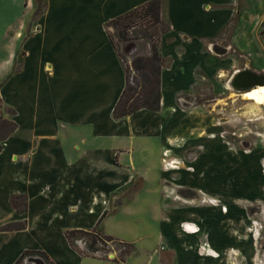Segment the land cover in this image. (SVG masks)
Wrapping results in <instances>:
<instances>
[{
  "label": "crops",
  "instance_id": "obj_1",
  "mask_svg": "<svg viewBox=\"0 0 264 264\" xmlns=\"http://www.w3.org/2000/svg\"><path fill=\"white\" fill-rule=\"evenodd\" d=\"M148 1L45 0L43 14L26 38H22L24 22L9 34L8 54L0 62V78L5 77L0 100L5 112L14 111L5 119L13 121L16 129L1 143L0 264H15L24 252L45 255H29L41 260L27 264H84L86 258L115 262L82 256L65 233L90 231L104 215L100 229L105 234L106 219L117 211L116 204L125 195L134 200L148 184L158 179L159 186L160 181L164 185L170 180L172 175L163 162H173L183 151L171 146L172 140L197 132L196 143L203 151L193 172L181 170L177 185L179 191L195 196L175 193L178 201L168 195L176 214L187 217L172 223L163 242L172 247V234L178 229L185 237L205 230L214 250L238 248L252 259L249 240H236L235 235H247L250 220L264 218L262 152L230 150L206 137L213 130L205 117L192 122L174 114L173 108L179 92L192 90L196 72L210 77L213 62L228 63L214 54H225L226 46L234 53L248 45L247 51L253 49L257 28L251 16L262 8L251 5V0H177L179 20H193L200 30L181 32L185 41L177 40L170 54L164 51L162 38L173 28L165 15L166 4L172 0H161V20L168 29L159 44L165 62L160 110H139L114 119L112 112L125 88L126 75L107 25ZM26 9L31 13V0ZM199 18L207 19V24L198 26ZM198 57L201 65L193 64ZM187 121L191 124L188 133H181ZM14 196L25 197V212L12 208ZM253 203L259 212L252 215ZM22 223V230L2 231L7 225ZM186 225L195 226L196 232H188ZM182 241L178 234L173 242L181 246L174 249L184 260Z\"/></svg>",
  "mask_w": 264,
  "mask_h": 264
},
{
  "label": "rangeland",
  "instance_id": "obj_2",
  "mask_svg": "<svg viewBox=\"0 0 264 264\" xmlns=\"http://www.w3.org/2000/svg\"><path fill=\"white\" fill-rule=\"evenodd\" d=\"M28 1L0 0V62L8 54L9 34L15 33L21 22H24L23 39L29 35L32 29L35 21H31L33 9L29 14L26 9ZM31 2L33 4V0ZM237 2L240 3L241 0H235V3ZM262 3H264V0H251V5L258 6V8L261 6L260 9L262 8V11L259 10L256 14L252 13L251 16L255 28H257V35L252 38L253 49L247 51L248 45L246 48L239 51L236 50V53H234L235 51L231 47L226 46L224 47L226 49L225 54H214L217 59H224L226 62L228 60V63L223 66L218 60H216L217 63L213 62L215 66L210 77L200 73V71L196 72V82L193 84L192 90L179 92L176 97L177 106L173 108V113L192 122L195 117H205L208 123L211 122L209 125L210 132L213 130V133L206 134V137L220 141L221 144L230 150L242 154L260 150L262 152V158L260 159L261 175L264 177V105H257L253 101L244 99V92L235 91L230 86L234 70L236 69L264 73V53L260 54V51L264 50V6ZM178 5L180 3L177 0H172L169 4H166L165 9L166 18L173 24V28H170L168 33L163 35L162 45L164 51L170 54L177 40L185 41L180 36L181 32L194 34L200 30V28L194 26L193 20L184 21V18H182V21L179 20L175 11L179 8ZM252 12H254L253 9ZM206 20L199 18L197 25L203 26L207 24ZM134 24L136 25L129 33V39H132L129 42H123L118 38L119 28L111 24L108 28L117 46L118 53L126 61L124 64L128 66L127 76L130 85L133 88H139L142 84L141 76L131 70L129 66L137 56L149 54L150 43L142 38L147 33L144 21L139 19ZM201 60L198 57L193 59L192 63L201 65ZM14 67L15 65H13ZM4 78H0V85L3 83ZM1 104L2 115L7 118L8 114L4 111L2 102ZM190 125L187 121L186 128L185 130L182 129L181 133H188ZM199 135V132H197L196 134L192 133L175 140L173 139L171 146L177 149L181 148L183 151L172 162L173 169L164 167L172 175L170 180L164 182V185L160 181L161 184L159 183V186H157V179L156 182L148 184L146 189L134 200L128 199L125 195V198L121 200V204H116L118 205L117 211L106 219L103 226L105 234L126 244H131L132 249H134L131 254H124V262L99 261L86 258L83 260L84 264H264V218L262 220L258 219L256 215V217L254 216L255 218L250 220L249 227H247V235H239V232H236L235 235L236 240H249L248 242L251 243L252 248L250 252L252 259L247 258L243 252L238 251V248L236 251H233V248L230 250H214L211 246L208 232L205 230H200L197 233L195 231L194 235L188 237L181 233L182 229H178L180 232L176 230L177 234H172L173 241L178 234L183 239L182 245L183 248H186L184 260L179 257L180 252L174 249L175 246L177 248L181 247L179 243L172 241L173 245L170 247L169 243L165 244L163 242V240H167L165 238L169 235L172 223L174 224L178 219L187 217L185 215L180 217L176 214V211L171 206L174 202L171 198H168V195L170 193L173 194L172 197L174 199H176L175 193L178 194V197L195 196L193 192L187 190L179 191L177 185L180 181L179 173L181 170L193 172L194 162L203 151V146L196 143ZM1 143L0 141V145ZM185 147L186 149L184 150ZM261 194H264V188ZM176 200L181 201L179 199ZM259 200H262V198H259ZM208 201L211 204L219 205L217 200ZM225 209L223 210L225 211ZM257 212H259V207L253 203L250 208V214L253 215ZM189 226L195 230V226ZM186 230L193 233L190 229ZM85 239L88 238L85 237ZM71 246L78 253H87L84 238L75 237ZM131 247L129 248L130 252ZM100 248H103L102 253H100L101 257L95 256L93 258L102 259L105 254L106 258L103 259L116 260L123 249L117 244H108L105 247L100 245ZM233 254L236 256L234 257Z\"/></svg>",
  "mask_w": 264,
  "mask_h": 264
},
{
  "label": "trees",
  "instance_id": "obj_3",
  "mask_svg": "<svg viewBox=\"0 0 264 264\" xmlns=\"http://www.w3.org/2000/svg\"><path fill=\"white\" fill-rule=\"evenodd\" d=\"M45 0H33V11L31 13V21L37 20L44 11ZM144 21L145 29L147 33L142 37L150 43V51L146 56H137L132 60L129 68L141 76L142 84L139 88H133L127 76L128 66L125 64V88L116 103L112 115L114 119L126 118L139 110H147L150 112H158L160 110L161 102V88L160 78L161 71L164 66V61L161 58L159 52L160 37L167 32V27L161 20V0H150L145 4L134 8L125 14L116 17L111 20L107 26L113 25L119 28L120 32L118 38L123 42H129V33L131 29L136 25V20ZM161 28V29H160ZM110 41L113 47L117 50V46L114 43L113 38L110 35ZM118 53V51H117ZM119 57L126 63L123 57L118 53ZM1 104V100H0ZM2 104L0 105V141L3 142L7 137L14 132L16 124L13 121L7 120L2 115ZM7 113L11 116L14 115L13 110H8ZM2 146L0 145V152ZM11 206L17 213H23L26 211L25 197L14 196L11 197ZM104 218V215L98 221L96 227L90 231H68L65 233V237L70 245H73V239L77 236L84 238L86 242L87 253H79L84 257H101L103 247L108 244H117L122 249L120 255L116 260L117 262H124V254L129 255L132 253V247L122 241H119L111 236L102 234L100 230V224ZM25 228V223L22 224H10L5 226L2 231L22 230ZM88 238V239H85ZM72 247V246H71ZM131 247V252L129 248ZM129 251V252H128ZM128 253V254H127ZM29 255L44 256L39 252H24L20 259L15 264H21L22 258ZM102 258H106V255Z\"/></svg>",
  "mask_w": 264,
  "mask_h": 264
},
{
  "label": "water",
  "instance_id": "obj_4",
  "mask_svg": "<svg viewBox=\"0 0 264 264\" xmlns=\"http://www.w3.org/2000/svg\"><path fill=\"white\" fill-rule=\"evenodd\" d=\"M230 84L233 90L246 93L256 87L264 86V73L251 70L238 71L232 76Z\"/></svg>",
  "mask_w": 264,
  "mask_h": 264
},
{
  "label": "bare ground",
  "instance_id": "obj_5",
  "mask_svg": "<svg viewBox=\"0 0 264 264\" xmlns=\"http://www.w3.org/2000/svg\"><path fill=\"white\" fill-rule=\"evenodd\" d=\"M244 98L246 100L255 102V104H257V105H264V88H259V89L253 90V91L251 90V92L249 91V93L246 94ZM186 226H187L186 229H190L193 233L196 231V228L194 230L189 225H186Z\"/></svg>",
  "mask_w": 264,
  "mask_h": 264
},
{
  "label": "built area",
  "instance_id": "obj_6",
  "mask_svg": "<svg viewBox=\"0 0 264 264\" xmlns=\"http://www.w3.org/2000/svg\"><path fill=\"white\" fill-rule=\"evenodd\" d=\"M164 163V167L166 168V169H170V165L172 164V162H170V163H166L165 161L163 162ZM168 167V168H167ZM41 259L39 258V257H32V256H27V257H25L24 258V262H25V264H27L28 262H34L35 263V261L37 262V261H40Z\"/></svg>",
  "mask_w": 264,
  "mask_h": 264
},
{
  "label": "flooded vegetation",
  "instance_id": "obj_7",
  "mask_svg": "<svg viewBox=\"0 0 264 264\" xmlns=\"http://www.w3.org/2000/svg\"><path fill=\"white\" fill-rule=\"evenodd\" d=\"M259 88H262V87H257L256 89H259ZM256 89H253V90H256ZM253 90H252V91H253ZM250 92H251V91H250ZM248 93H249V92H247V93H243V94H244V95H243V98H244L245 95L248 94ZM244 99H245V98H244Z\"/></svg>",
  "mask_w": 264,
  "mask_h": 264
}]
</instances>
